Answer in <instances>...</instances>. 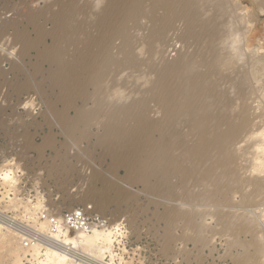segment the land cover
I'll use <instances>...</instances> for the list:
<instances>
[{
  "label": "rangeland",
  "instance_id": "obj_1",
  "mask_svg": "<svg viewBox=\"0 0 264 264\" xmlns=\"http://www.w3.org/2000/svg\"><path fill=\"white\" fill-rule=\"evenodd\" d=\"M98 1L0 0V166L9 165L14 172L17 178V199H22L23 202L38 199L48 208L59 211L77 206H92L99 214L106 216L112 226L119 225L122 232L108 245V250L99 254L94 252L97 257L104 258L110 264H251L254 261V238L251 236L253 227L246 220L264 196V187L256 189L253 181L256 176L253 169L256 166L251 162L254 149L251 144L254 139L243 143L241 149L226 153L224 157L213 150L209 160L204 162L202 157L205 153L196 148V143L210 139L212 133L203 135L196 128L186 132L184 144L169 148L174 155L172 163L176 171L169 177V181L177 195L176 200H170L161 192L164 185L157 182L154 176L149 180L151 187L148 188L139 178L137 180L130 177L129 165L136 158L132 152L125 158H115L105 145L98 142L104 125L115 118L125 126L121 135L129 134L127 141L131 138L136 125L135 118L122 112L109 115L108 109L114 100L111 101L110 96L117 86L128 92L123 96L130 99L135 87L144 89L143 95H140L139 90L135 94L145 96L148 76H151L149 81L156 78V72H153L151 66L141 62L138 67L128 65L121 70L122 67L105 65L101 68L99 81L89 80L81 85L84 90L81 97L70 87L52 80V76L59 72L60 61L74 64L78 54L89 42L102 36L101 23L105 6H112L120 1V8L123 1L128 0H100L99 4ZM153 1L144 0V6L150 9ZM242 5L244 6L239 7V14L244 13L241 15L243 18L236 14L229 16L226 21L231 20L230 17L232 22L233 18L237 20L230 23L231 28L234 24L238 25L237 29L247 26L244 27L246 30L240 29V33H237L240 41L238 46H244L248 42L246 52L251 54V13L257 6L247 1ZM245 14H250V19ZM240 18L246 22L239 21ZM261 18L264 19V13ZM145 19L150 21L149 15ZM180 20L181 23H177L181 26L178 24L169 27L163 44L161 42V53L165 47L161 56L164 55L169 60L174 59L180 51V54L189 55L194 54L198 48L195 41H186L182 36L184 25ZM148 21H143V25L146 23L148 26L147 29L146 26L139 25V28L128 23L126 31L141 40L146 33L149 35L158 26L150 25L151 22ZM261 23L257 25L258 28H261ZM262 33L264 32L259 31L255 34L257 39L253 48L257 51L264 46L261 44L264 43L261 40L264 38ZM113 41L121 46L120 37H115ZM115 44L113 56H123V52ZM157 47L156 50H159ZM144 51L142 50L145 56L142 52L138 54L142 60H148L157 54ZM119 55L114 57L122 58ZM88 71L89 69L81 67L83 76ZM138 78L139 82L136 83ZM24 83L28 84V88H18ZM131 88L134 89L130 92ZM260 89L261 87L257 91L259 95L255 93L258 95L256 98H259L257 101H261ZM146 95L150 100V115L156 119L160 113L159 104L151 100L150 93ZM76 110L81 111L80 125L72 133L67 130L65 120L73 121L77 118ZM47 137L51 138L49 144L45 143ZM158 137L156 131L151 132L152 142H156ZM140 138V131L133 136V140L139 141ZM123 148L122 146L117 154H121ZM94 173H99L100 178H94ZM206 175H211L212 180H205ZM109 187L114 190L108 189ZM117 188L125 193L116 194ZM104 190L107 192L101 203L99 198ZM18 204L19 201L16 205ZM169 205L192 210L194 216L189 220L177 218L169 224L165 214V208ZM260 229L261 235L262 228Z\"/></svg>",
  "mask_w": 264,
  "mask_h": 264
},
{
  "label": "bare ground",
  "instance_id": "obj_2",
  "mask_svg": "<svg viewBox=\"0 0 264 264\" xmlns=\"http://www.w3.org/2000/svg\"><path fill=\"white\" fill-rule=\"evenodd\" d=\"M99 1L97 2L98 4ZM245 1L257 6L256 10L252 7L255 11L251 13V51L249 50L251 54L246 52L249 46L248 42L244 46H238L240 42L238 40L239 30L243 29L244 31V29L246 30L244 27L247 26L241 28L239 24L240 29H237L239 28L238 25L234 24L235 28L234 26L231 28V24L235 23V21L237 22V20L233 18L234 22H232V17H230L231 20L226 21L229 16L239 14V7L244 6L245 4H242ZM120 4V1H118L112 6L111 4L105 6V13L101 23V28L103 27L101 32H103L102 36L103 34L104 36L91 40L78 54L74 64L60 61L59 72L52 76L54 82L70 87V89L75 91V94L77 92L76 95L81 97L84 95L81 85L89 82V80L99 81L102 74L101 68L105 65H115L119 68L122 67L121 70H123L125 66L138 67L141 62H146L151 66L153 72H156L155 79L152 78L153 80L149 81L151 76H148V80L146 79L145 83L147 85L148 82V86L145 87L147 93L151 94V100H155L159 104V117L156 119L151 117L150 113L152 110L149 104L150 100L145 97L148 96L146 92V94L144 93L145 96L135 94L139 90L141 95L144 89L141 90L142 88L137 89L135 87L136 91L133 88L135 92L132 97L130 96V99L128 96H123L124 93L126 95L128 92H124L123 88L118 87L116 82V91L113 89L114 94L108 95L112 97H109L110 100L114 99L111 108L108 109V114L114 116L116 113L122 112L126 116L131 115L135 118L136 125L132 135H130L131 138L127 141L129 134L121 135L125 127L123 122L116 121L114 117V121L104 125L103 132L98 136L99 144L105 145V148L109 149L115 158H125L129 152H132L136 158L129 165V170H131L129 172V174L131 173L130 177L137 178V180L139 178L140 181H143V185L148 188L151 187L149 180L154 176L157 182L164 185V190L161 192L167 195L168 199L172 200L173 198L176 200L177 195L174 194L173 186L169 181V177L176 173L173 167L174 163H172L174 155L173 152L169 151V148H177L180 144H184L183 138L186 132L196 128L203 135L212 133L210 139H204L196 143V148L205 153L202 157L204 162L209 160V155L213 150H216L220 156L224 157L226 153L235 152L242 148L243 143L254 139V143L251 144L254 148L251 154V162L256 166L253 169L256 172V176L253 181H255L256 189L261 190L264 187V46L261 48V50L263 49L262 52L260 49L259 52L253 47L255 45L254 41L257 39L255 34H258L259 31L264 32V19L261 18L262 13H264V0H154L150 9L144 6V0L123 1V5L119 8ZM240 11L242 12V9ZM148 15L150 18V21L147 20L148 23L151 22L150 25H158L152 29L149 35L146 33V36L139 40L135 38L136 36L134 37V35L126 31L128 23L137 25L139 28V25H142V27L146 26V23L143 25V21L147 22L145 18ZM31 17L33 18V15ZM236 18L238 19L239 17L236 16ZM242 18L239 21L242 22ZM59 19L62 22L61 18ZM180 19H182L184 25L182 36L186 41L190 39L195 41L198 48L194 54H180L181 51L178 55L175 53L177 56L169 60L164 55L161 56L165 52V47H163L164 51L162 50L163 53H161L162 47L160 46L163 44L166 30L173 25H178L177 21L181 23ZM245 19L247 20V18ZM239 21L238 23H240ZM243 22L245 23L246 21ZM259 22H262L261 28L257 26ZM177 29L174 30L177 31ZM235 29L237 30L235 31ZM177 33H180V31ZM243 33L241 35L245 37ZM115 37L121 38V46L113 43ZM259 37L261 38L262 36L260 35ZM138 38L140 37L138 36ZM23 39L25 40L24 37ZM261 40H264V38ZM29 42L31 43V40ZM114 44L123 52V56L116 53L122 58H115L114 56H117L115 54L113 56L112 49ZM156 47L159 50H156ZM142 50L148 51L152 55L154 52L157 54L148 60H142L138 55L141 54ZM143 56L145 55L143 54ZM81 67L89 69L87 72L89 74L86 73L83 76ZM117 70L119 69L117 68ZM115 72L114 74L117 75ZM104 81H106V78ZM137 82H139V78L138 81L136 79ZM101 83L103 85L106 84V82ZM27 85V83H24L19 85L18 88L22 89L25 86L28 88ZM138 87L142 86L138 85ZM259 87H261V101H257L259 98H256L259 95V92H257ZM255 93L258 95H255ZM253 102H257V104ZM76 111L78 113L76 114L77 118H75L77 122L74 118L75 123H73L74 120H71L72 122L65 120L67 130L72 133L80 125L81 111ZM139 131L140 140H133V136L137 135ZM152 131H156L159 134L156 142L151 140ZM166 131L168 133H165ZM47 138H44L45 143L49 144L51 138ZM124 143L126 144L124 145ZM122 146L124 147L122 153L117 154ZM98 176L100 178L99 173H94L93 177L97 178ZM3 179L8 187H12L14 180L8 173H4ZM204 179L211 181L212 176L206 175ZM114 187L116 188V186ZM108 189L114 190L111 187ZM117 190H115L116 194L125 193V191L121 192L119 188ZM106 192L104 190L100 194L99 200L101 203L104 201L103 198H105ZM34 206H39V204ZM165 214L169 224L175 222L177 218L189 220L194 216L192 210L179 208L174 205L167 206ZM263 215L264 196L259 206H256L251 211L246 220L247 224L253 227L251 236L254 238L252 254L254 261L251 264H264V238L262 234H259L260 228H262L261 220ZM64 239L67 241L69 239L72 240L71 237ZM80 240L90 252L99 254L103 251L105 252L106 249L108 250V245L115 238L113 231L109 229L81 234ZM20 251L15 234L12 231L3 229L0 225V264H21ZM66 257L63 253L49 249L46 251L45 261L41 264H66Z\"/></svg>",
  "mask_w": 264,
  "mask_h": 264
},
{
  "label": "built area",
  "instance_id": "obj_3",
  "mask_svg": "<svg viewBox=\"0 0 264 264\" xmlns=\"http://www.w3.org/2000/svg\"><path fill=\"white\" fill-rule=\"evenodd\" d=\"M4 173L14 180L10 188L4 182ZM15 182L10 166H0V225L15 234L21 249V264H41L49 249L65 254L66 264H110L92 254L80 235L111 229L117 239L122 233L119 225L112 226L106 216L88 205L59 211L48 208L38 199L23 202L17 199ZM261 224L264 237V215ZM66 237L73 241L65 240Z\"/></svg>",
  "mask_w": 264,
  "mask_h": 264
}]
</instances>
